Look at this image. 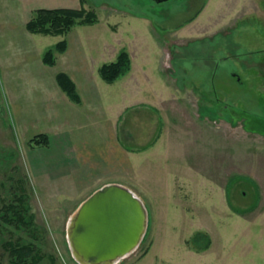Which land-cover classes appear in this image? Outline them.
<instances>
[{
	"label": "rangeland",
	"instance_id": "obj_1",
	"mask_svg": "<svg viewBox=\"0 0 264 264\" xmlns=\"http://www.w3.org/2000/svg\"><path fill=\"white\" fill-rule=\"evenodd\" d=\"M4 3L0 207L23 182L42 234L33 240L47 254L41 264H80L68 219L114 182L149 211L142 243L118 264H264V133L244 127L264 118V0H86L99 21L62 35L30 32L35 9ZM65 39L68 53L47 64V49ZM122 50L131 69L107 83L99 66ZM65 66L84 102L58 84ZM61 131L71 137L60 153ZM41 133L50 146L31 145ZM200 232L212 242L199 251ZM9 239L0 219V264H13Z\"/></svg>",
	"mask_w": 264,
	"mask_h": 264
},
{
	"label": "trees",
	"instance_id": "obj_2",
	"mask_svg": "<svg viewBox=\"0 0 264 264\" xmlns=\"http://www.w3.org/2000/svg\"><path fill=\"white\" fill-rule=\"evenodd\" d=\"M81 2L82 6L80 8H38L35 10L34 16L27 22V29L35 34L62 35L70 32L76 25H93L97 23L99 21L97 11L95 9H87L84 6L86 0H81ZM67 46V40L65 39L48 48L44 54V61L49 65H54L56 63V54L65 52ZM131 65L130 54L122 50L116 60L100 65L98 72L105 82L112 84L130 71ZM57 81L70 99L77 103L82 102L77 84L67 72H59ZM206 93L207 90H205L204 94L207 95ZM218 112L221 111L212 109V107H206V111H204L211 117ZM249 113L246 111L248 122L251 121L252 117ZM254 118L257 120L256 124L249 125L248 123L244 127L249 131L264 133V118H260L257 115H254ZM237 122L238 120H233V124L237 125ZM31 142L32 146L48 147L51 144V138L49 134L41 133L33 137ZM18 187L21 189V194L16 193L15 199L8 202L5 200L0 207L2 226L11 228L12 231V239L3 242L2 245L11 256L13 264H41L47 254L36 242L39 239L36 236H42V234L39 232L35 214L28 203L29 196L24 183H19ZM28 235L31 236V239ZM193 242L196 245V249L200 251L208 249L212 240L207 233L200 232L194 236Z\"/></svg>",
	"mask_w": 264,
	"mask_h": 264
},
{
	"label": "water",
	"instance_id": "obj_3",
	"mask_svg": "<svg viewBox=\"0 0 264 264\" xmlns=\"http://www.w3.org/2000/svg\"><path fill=\"white\" fill-rule=\"evenodd\" d=\"M148 226L144 200L121 182L106 183L69 217L67 240L80 264H118L138 249Z\"/></svg>",
	"mask_w": 264,
	"mask_h": 264
},
{
	"label": "crops",
	"instance_id": "obj_4",
	"mask_svg": "<svg viewBox=\"0 0 264 264\" xmlns=\"http://www.w3.org/2000/svg\"><path fill=\"white\" fill-rule=\"evenodd\" d=\"M5 1H6V3H4V4H6V6H13V4H15V5H18V7H21L23 10H25V9H31V10L35 9L36 10L38 8L76 7L75 4H78V5L80 4L79 0H5ZM10 1H11V3H9ZM15 1L17 3H15ZM68 51H69V49L67 50V52H64L63 54H61V56H65L66 53H68ZM57 64H58V60H57ZM68 69H69L68 66L66 68H63V70L68 72L70 74V76H72L73 80L76 82L75 77H73L72 73H70ZM124 96L127 97V95H124ZM82 102H84V101H82ZM65 135H66V137H71L70 133L66 134L63 131L55 133V138L53 140V144L55 143L58 145V147H57L58 152H60L62 150L60 146H62V147H63V145L66 146L64 144V141L66 139Z\"/></svg>",
	"mask_w": 264,
	"mask_h": 264
}]
</instances>
